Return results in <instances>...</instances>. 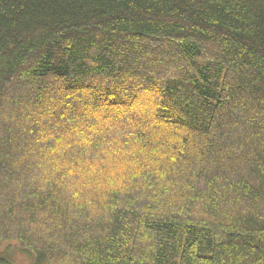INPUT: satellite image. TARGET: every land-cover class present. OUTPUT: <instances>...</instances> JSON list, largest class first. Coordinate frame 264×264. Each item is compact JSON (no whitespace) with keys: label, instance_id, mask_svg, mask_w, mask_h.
Listing matches in <instances>:
<instances>
[{"label":"trees","instance_id":"trees-1","mask_svg":"<svg viewBox=\"0 0 264 264\" xmlns=\"http://www.w3.org/2000/svg\"><path fill=\"white\" fill-rule=\"evenodd\" d=\"M264 264V0H0V264Z\"/></svg>","mask_w":264,"mask_h":264},{"label":"rangeland","instance_id":"rangeland-1","mask_svg":"<svg viewBox=\"0 0 264 264\" xmlns=\"http://www.w3.org/2000/svg\"><path fill=\"white\" fill-rule=\"evenodd\" d=\"M4 249L11 253V261L14 264H26L29 262V258L25 254H21L17 249L15 245H6L4 246ZM32 264V263H31Z\"/></svg>","mask_w":264,"mask_h":264}]
</instances>
